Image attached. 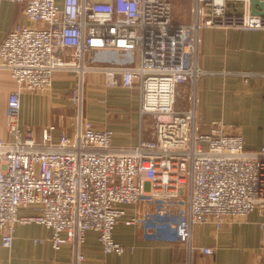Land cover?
I'll use <instances>...</instances> for the list:
<instances>
[{
	"label": "built area",
	"instance_id": "1",
	"mask_svg": "<svg viewBox=\"0 0 264 264\" xmlns=\"http://www.w3.org/2000/svg\"><path fill=\"white\" fill-rule=\"evenodd\" d=\"M10 1L22 6L28 23L15 24L0 42V66L18 86L7 101L9 136L0 137L3 246L13 245L18 223L34 222L51 230L54 248L71 244L67 264H88L82 245L90 231L105 252L123 253L114 229L132 204L136 215L126 222L143 239L192 250L194 225L264 210V143L247 149L243 135L222 121L203 130L195 93L207 73L198 62L200 30L264 29L252 0H195L192 23L174 19L171 0ZM90 70L102 73L106 86L137 90V143L115 144L114 130L88 119L77 95L72 131L62 115L41 137L22 126L24 89L46 91L58 71L83 78ZM145 119L152 124L146 137ZM26 207L36 213L21 215Z\"/></svg>",
	"mask_w": 264,
	"mask_h": 264
},
{
	"label": "crops",
	"instance_id": "2",
	"mask_svg": "<svg viewBox=\"0 0 264 264\" xmlns=\"http://www.w3.org/2000/svg\"><path fill=\"white\" fill-rule=\"evenodd\" d=\"M3 3L10 5L9 8L14 4L10 0H0V8ZM191 4L192 16L187 23L195 20V0ZM17 5L20 8L17 20L12 15L8 23L0 25V42L15 24L28 23L22 6ZM199 35L198 62L207 73L199 79L195 90L197 122L203 130H208L213 122L222 121L227 131L243 135L247 149H260L264 143V29L206 26ZM62 72L55 73L53 84L46 91L23 90L20 121L22 126L32 128L38 137L42 136L46 125L57 122L61 115L66 118V113L71 112L72 99L66 94L72 88L73 80L62 81ZM242 72L251 74L245 77ZM102 77L105 84L103 74ZM17 87L10 69L0 66V137L9 136L7 101L10 92ZM106 87L99 90H103L101 97H104V102L99 101V97L98 101L89 102L88 109L85 101L84 115L99 128L113 129L115 144L137 143L140 138L137 90L117 87L121 89V98L116 102H124L130 109H124L120 116H115V111L107 105L113 100L105 96L109 89ZM184 90L190 94L192 87L186 84ZM129 96L131 101L127 98ZM96 108L100 116L86 113ZM53 115H57L56 119H52ZM125 210L126 214L114 229V238L125 246V252H105L97 233L90 231L82 245L88 264H264L262 208H256L248 215L226 216L220 225L212 220L194 225L192 250L184 243L143 239L137 225L126 222L136 215V206L126 205ZM35 213L33 207L20 210L21 215ZM50 234L51 230L42 224L18 223L13 245L8 248L2 244L0 231V264L71 262V244L66 243L56 249L48 240ZM40 238L44 241H36ZM200 247H212L213 252L207 254Z\"/></svg>",
	"mask_w": 264,
	"mask_h": 264
},
{
	"label": "rangeland",
	"instance_id": "3",
	"mask_svg": "<svg viewBox=\"0 0 264 264\" xmlns=\"http://www.w3.org/2000/svg\"><path fill=\"white\" fill-rule=\"evenodd\" d=\"M172 2V6H173V17L176 21L178 22H184L187 23L188 21L191 20V16H192V10H191V3L192 0H171ZM10 5H7L5 3H3L1 5L0 8V25H4L6 22L8 23L11 19H12V15L15 17H13L15 20H17V18L20 15V8L17 4H12L11 8H9ZM60 78L62 81L65 82H69L70 80H73L72 82V88L70 89L69 93L66 94L67 98L70 97V99H72V108H71V112H67L66 113V120L68 122V124L70 125V128L72 130L73 125H75L76 123V117H77V104L74 103L73 101V97H75V95H77V97L79 96V92H83V106L85 109V101L87 103V107L88 109L90 106V101L96 102L98 101V98L100 97L101 102H104L105 100L103 99L104 97H101L102 91L99 92L100 89H103L106 87V85L103 83V77H102V73L97 72V71H87L83 78L84 81L82 83V78L80 77L79 73L76 71H64L62 73H60ZM80 85L82 87H80ZM118 86H109V89L106 90V94L105 96H109L113 102L110 104L109 102L107 103V105H109V109L115 111V116H120L123 112L124 109H130V107L126 106V104L123 102V104H121L120 102H116L118 100V98H121V94L119 93L121 89L117 88ZM107 89V87H106ZM93 90V91H91ZM131 96L127 97L128 99ZM131 101V98L129 99ZM71 102V101H70ZM129 101H127L128 103ZM86 107V108H87ZM88 115H93L94 113L97 116H100V112L98 111V109L96 108L95 110L91 111L90 110L88 112ZM117 113V114H116ZM57 115H53L52 119H56ZM55 121V120H53ZM53 123V122H52ZM143 125L145 128L144 131V136H148L150 130L152 129V124L151 121L149 119H145L143 121Z\"/></svg>",
	"mask_w": 264,
	"mask_h": 264
},
{
	"label": "water",
	"instance_id": "4",
	"mask_svg": "<svg viewBox=\"0 0 264 264\" xmlns=\"http://www.w3.org/2000/svg\"><path fill=\"white\" fill-rule=\"evenodd\" d=\"M257 5L261 6L262 11H259L257 9ZM251 6H252V13H254V14H264V1L252 0Z\"/></svg>",
	"mask_w": 264,
	"mask_h": 264
},
{
	"label": "bare ground",
	"instance_id": "5",
	"mask_svg": "<svg viewBox=\"0 0 264 264\" xmlns=\"http://www.w3.org/2000/svg\"><path fill=\"white\" fill-rule=\"evenodd\" d=\"M83 81H84V78H82V83H83ZM80 87H82V86L80 85ZM79 98H80V101L83 100V92H82V90H81V92H79Z\"/></svg>",
	"mask_w": 264,
	"mask_h": 264
}]
</instances>
